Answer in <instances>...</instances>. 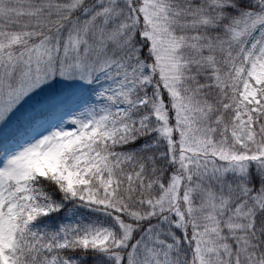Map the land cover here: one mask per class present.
I'll list each match as a JSON object with an SVG mask.
<instances>
[{
  "label": "snow or ice",
  "instance_id": "6c2138e0",
  "mask_svg": "<svg viewBox=\"0 0 264 264\" xmlns=\"http://www.w3.org/2000/svg\"><path fill=\"white\" fill-rule=\"evenodd\" d=\"M0 264H264V0H0Z\"/></svg>",
  "mask_w": 264,
  "mask_h": 264
}]
</instances>
